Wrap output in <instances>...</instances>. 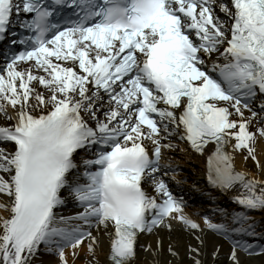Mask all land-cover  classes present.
Wrapping results in <instances>:
<instances>
[{"label":"snow or ice","instance_id":"obj_1","mask_svg":"<svg viewBox=\"0 0 264 264\" xmlns=\"http://www.w3.org/2000/svg\"><path fill=\"white\" fill-rule=\"evenodd\" d=\"M8 34L20 47L0 63V264H136L162 244L140 235L174 222L196 241L192 264L205 229L231 242L229 264L264 257L246 238L264 236L249 214L264 209V0H0ZM180 142L239 210L185 211L166 179Z\"/></svg>","mask_w":264,"mask_h":264},{"label":"bare ground","instance_id":"obj_2","mask_svg":"<svg viewBox=\"0 0 264 264\" xmlns=\"http://www.w3.org/2000/svg\"><path fill=\"white\" fill-rule=\"evenodd\" d=\"M171 153L173 154L174 161L181 166L183 174L187 175L189 179H200V173L205 169L204 157L193 155L184 147H182V150L174 149ZM257 154L261 161L264 162V139L258 140L257 142ZM236 166L250 171L253 175L258 174L254 162L250 158L245 161L243 153L237 154ZM259 174L264 176V172ZM61 211L62 214L66 215L72 213L71 209H62ZM253 215H257V217L262 216L264 219V209L256 210ZM174 225L172 231L161 227L148 235L144 233L140 235V245H151L152 248L155 249L157 248L158 238L162 241V244L158 253H153L151 250L146 249V247H143L145 249H139L136 264H192L191 258L187 255V245L189 243H196V241L187 230L176 225V223H174ZM204 239L206 249L205 255L202 256L204 264H229L227 254L230 249L227 247L224 240L206 230L204 232ZM169 244L180 252L179 257H174L168 252L167 249ZM218 244L222 246L221 255L214 258L211 253ZM55 260L56 257L53 255L45 254L41 257L42 264H55ZM242 260L244 264H264V257L258 255L254 257H244L242 255ZM77 264H83V261L78 260Z\"/></svg>","mask_w":264,"mask_h":264}]
</instances>
